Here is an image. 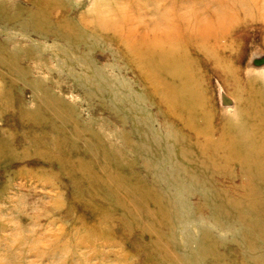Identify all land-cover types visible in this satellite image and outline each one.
Listing matches in <instances>:
<instances>
[{
    "label": "bare ground",
    "instance_id": "1",
    "mask_svg": "<svg viewBox=\"0 0 264 264\" xmlns=\"http://www.w3.org/2000/svg\"><path fill=\"white\" fill-rule=\"evenodd\" d=\"M47 1L44 4V0H33L34 9L18 8L19 11L14 9L13 13L5 11L0 3V22L5 25L17 23L24 32L30 29L35 32H89L66 17L54 23L53 6L56 3ZM159 2L165 6L166 0ZM164 9L167 12L166 6ZM141 11L143 8L136 7L123 16L118 9L107 13V16H111V13L116 17L121 16L118 20H111L110 27L103 24L102 29L129 32L124 43L140 69L139 76L151 85L149 93L152 96H161L159 104L167 108L162 121H168L172 128L178 130L179 134L174 139L177 143L187 144L180 153L194 167L167 163L171 159L170 148L165 150L159 144L172 136L167 132L161 137L156 135L150 114L146 117L147 124H143L135 116L131 121L122 116V112L116 111L121 126L131 125L134 128L131 132L118 131L116 136L131 148L137 159L144 161L143 170L139 173L133 171L129 175L123 172V157L129 154L121 153L122 149L105 135L95 134L98 141L106 144L105 147L97 149L90 140H85L82 150L78 142L83 138V130L76 126V120L66 114L69 106L53 97L39 78L29 82L31 87L41 92V96L36 97L38 105L33 109L27 108L20 98H12V88H9L10 93L7 90L9 94L2 93L5 103L1 111L11 104L17 105L7 115L9 119L16 117L22 131L26 132L16 141L13 136L0 140V165L23 160L22 157L32 146L50 168L57 170L55 176L67 177V188L72 199L83 205L97 226L88 225L89 236L76 235L79 230L75 228L71 232V239L77 244L67 240L62 248H68L70 244L75 247L82 242H90L95 248L118 246L116 241L109 242L102 238L108 231L105 224L116 220L120 225L119 234L128 233L139 225L144 236H149L148 241L136 242L142 248L141 253L147 256V260L141 264H206L209 259L212 264H223L215 233L199 225L203 218L194 214L187 202L181 199L177 201L174 197L175 194L183 197L198 194L201 198L199 206L207 208L209 221L219 230L230 231L241 240V264H264V254L259 252L260 249L264 250V85L257 88L256 81L250 82L245 90L247 96L237 98L235 116L224 115L221 122L213 121L200 90L198 63L204 62L211 67L224 63L221 54L232 47L225 42L224 32H168L173 40L167 41L162 36L167 29L166 16L161 14L159 21L148 22L145 18L153 15V12L147 9L144 15H140ZM227 12H231V9ZM23 15L28 16L23 19ZM136 32H145L146 38L138 36L134 39ZM190 50L197 55L198 61L188 52ZM25 51L18 47L11 49L7 42L0 41V70L12 86L18 80L15 77L29 73L28 68L20 66ZM32 52L33 47H30L27 53ZM225 65L229 70L228 75L233 77L232 69ZM108 82L106 84L110 86ZM222 93L226 103L233 102ZM112 95L132 115L140 112L146 116V110L135 108L130 95L123 91H113ZM133 98L142 100L137 93H133ZM158 114L157 111L154 116ZM105 125L110 127V122L105 120ZM68 128H72L73 136L68 137L64 132ZM38 130H41L40 133ZM184 131L188 135H183ZM135 132H145L140 142L135 140ZM27 133L31 142L29 145ZM17 144L22 146L20 151ZM147 154L155 160L149 161ZM87 156L89 159H85ZM99 162L101 165L96 168ZM141 171L150 177V181L141 179ZM221 175L229 179H236L237 176L241 180L240 186L234 187L235 194L231 198H224V191L208 183L210 178ZM172 190H176V193ZM117 210H122L118 217L115 214ZM185 216L199 227V237L189 238L185 244L189 247L194 242L196 249L191 252L178 249L177 241L165 240V234L157 229L162 227L171 233L175 229V222L186 227ZM96 254L102 260H108L111 252L102 253L99 250ZM117 258L118 264H131L125 252Z\"/></svg>",
    "mask_w": 264,
    "mask_h": 264
},
{
    "label": "rangeland",
    "instance_id": "2",
    "mask_svg": "<svg viewBox=\"0 0 264 264\" xmlns=\"http://www.w3.org/2000/svg\"><path fill=\"white\" fill-rule=\"evenodd\" d=\"M32 1L0 0V3L5 11L13 13L14 9L19 11L18 8L34 9ZM52 1L56 3L53 6L54 23L66 17L89 32H35L32 29L24 32L17 23L5 25L0 22V41L7 42L11 49L18 47L26 50L20 59V66L29 70L27 75L15 77L18 80L14 87L9 83L10 80L2 76L0 70V108L5 103L3 94H9V88H12V98H20L29 109L35 108L38 105L36 97L41 96V92L31 87L29 82L39 78L43 87L49 89L53 97L59 98L69 106L66 114L70 119L76 120V126L83 130V138L78 142V146L83 150L85 140H90L97 149L105 147L106 144L98 141L95 134L107 136L114 145L122 149L121 153L129 154L123 157L125 174L130 175L133 171L139 173L143 170L144 161L137 159L131 148L116 136L118 131L131 132L134 129L131 125L121 126L117 121L116 111L122 112L121 115L131 121L135 116L143 124H147V116H153L151 125L156 135L161 137L167 132L172 136L159 144L165 150L170 148L171 159L167 163L172 162L178 167L186 168H193L194 165L186 161L180 153L182 147L187 144L177 143L174 139L179 134L178 130L172 128L168 121H162L165 119L164 111L167 108L159 104L161 96H152L149 93L151 85L139 76L140 69L129 53L128 45L124 43L129 32L102 29L103 24L108 27L111 20H118L121 16L116 17L111 13L108 17L107 13L118 9L123 16L134 8L141 7L143 11L140 15H144L147 9L153 12V15L145 18L148 22L159 21L162 15L166 16L167 29L162 36L167 41L173 40L168 32H224L225 42L232 46L230 51L221 54L224 63L212 67L204 62L198 63L200 90L206 100V107L212 113L213 121L217 123L221 122L224 115L235 116L237 98L247 96L245 90L250 82L256 81L257 88H263L264 0H166L167 12L160 0ZM47 2L44 0V4ZM229 9L231 12H227ZM27 16L22 17L26 19ZM102 30L103 32H100ZM136 34L134 39L138 36L142 37L141 39L146 38L145 32ZM30 47H33L32 54L27 53ZM188 52L198 61L192 50ZM225 64L232 69L233 77L228 75L229 70ZM113 91H123L124 94L130 95L135 108L146 110V116L140 112L136 115L128 112L127 108H124L125 105L113 97ZM222 92L233 102L226 103ZM133 93L140 94L142 100L136 101ZM11 105L5 107L4 111L0 109V140L13 136L16 141L26 132L22 131L16 117L8 118L7 114L17 107ZM111 107L114 111L109 109ZM157 111L159 114L154 116ZM105 120L110 122V127L105 125ZM71 130L72 128H68L64 131L68 137L73 136ZM39 131L41 130L37 132ZM135 133V140L140 142L145 132ZM182 134L188 135V132L184 131ZM26 137L27 144H31L28 133ZM17 149L20 151L22 146L17 144ZM150 156L147 154L149 161L155 160ZM22 158L23 160L0 165V264H118L117 256L124 252L131 264H141L147 260V256L141 253L142 248L138 247L136 242L148 241L149 236H144L139 225L128 233L119 234L120 225L116 220L105 224L108 231L102 238L109 242L116 241L118 246L105 245L95 248L90 242H82L75 247L70 244L68 248H62L67 240L77 244L71 239V232L75 231V228L79 230L76 235L89 236L88 225L96 224L83 205L75 203L72 199L67 188V177L55 176L57 170L50 168L51 166L38 156V151L30 146ZM100 165L99 162L96 168ZM237 176L236 179H229L225 175L216 176L210 178L208 183L216 185L219 191H224V198H231L232 194H235L234 187L241 184L240 176ZM141 179L150 181V177L142 171ZM170 183L173 184L172 181ZM175 191L172 190L173 193H176ZM174 197L177 201L181 199L187 202L191 211L203 218L199 225L215 233L222 263L241 264V240L234 237V233L230 231L219 230L209 221L207 208L199 206V195L183 197L175 194ZM119 211L122 212L115 211L117 217ZM185 219L188 220L186 227L175 222V229L171 233L162 227L157 229L165 234V240L177 241L178 249L191 252L196 249L194 242L192 241L189 247L185 244L189 238L199 237V227L191 222V218L185 216ZM99 250L102 253L111 252L110 258L102 260L101 256L96 254ZM262 251L260 249L259 252L264 254L263 249ZM211 262L209 259L206 264H212Z\"/></svg>",
    "mask_w": 264,
    "mask_h": 264
}]
</instances>
